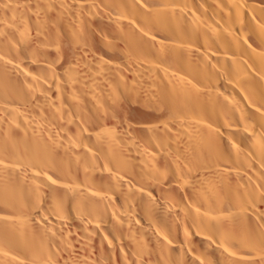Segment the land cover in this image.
Returning a JSON list of instances; mask_svg holds the SVG:
<instances>
[{
  "label": "bare ground",
  "instance_id": "bare-ground-1",
  "mask_svg": "<svg viewBox=\"0 0 264 264\" xmlns=\"http://www.w3.org/2000/svg\"><path fill=\"white\" fill-rule=\"evenodd\" d=\"M0 264H264V0H0Z\"/></svg>",
  "mask_w": 264,
  "mask_h": 264
}]
</instances>
